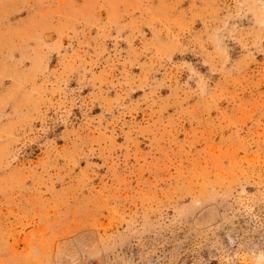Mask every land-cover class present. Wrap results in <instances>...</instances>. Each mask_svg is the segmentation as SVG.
I'll use <instances>...</instances> for the list:
<instances>
[{"label":"rangeland","instance_id":"1","mask_svg":"<svg viewBox=\"0 0 264 264\" xmlns=\"http://www.w3.org/2000/svg\"><path fill=\"white\" fill-rule=\"evenodd\" d=\"M0 264H264V0H0Z\"/></svg>","mask_w":264,"mask_h":264}]
</instances>
